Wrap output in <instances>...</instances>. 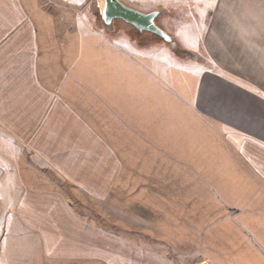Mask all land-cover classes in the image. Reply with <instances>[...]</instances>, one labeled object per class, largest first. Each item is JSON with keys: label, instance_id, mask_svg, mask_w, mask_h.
Segmentation results:
<instances>
[{"label": "rangeland", "instance_id": "374dc122", "mask_svg": "<svg viewBox=\"0 0 264 264\" xmlns=\"http://www.w3.org/2000/svg\"><path fill=\"white\" fill-rule=\"evenodd\" d=\"M124 1L144 12L162 9L157 23L180 50L123 20L106 27L103 0H37L34 11L42 49L62 50L67 93L78 96L118 160L87 191L63 181L54 188L102 234L88 242L97 256L44 259L16 198L14 220L0 214V264H264V199L254 191L261 184L234 174L246 168L233 137L198 116L189 74L216 62L250 76L256 65L264 69V0L247 8L249 23L198 7L215 0Z\"/></svg>", "mask_w": 264, "mask_h": 264}, {"label": "crops", "instance_id": "0c3cea01", "mask_svg": "<svg viewBox=\"0 0 264 264\" xmlns=\"http://www.w3.org/2000/svg\"><path fill=\"white\" fill-rule=\"evenodd\" d=\"M36 1L0 0V214L7 216V223L14 220V201L20 200L17 213L23 226L38 236L44 259L94 257L97 249L88 242L102 234L54 188L63 181L87 191L109 175L112 161L118 167V160L106 134L80 111L78 96L67 93L62 50L55 44L42 49ZM260 1L215 0L198 7H205L207 14L209 6L217 7L215 19L226 16L224 21L249 23L254 20L247 8ZM232 7L238 11L225 9ZM68 53L77 54L73 48ZM236 67L216 62L213 68L189 72L195 75L192 102L200 118L231 133L246 168L238 166L239 172H233L241 182L256 188L261 184L254 191L264 199V69L256 65L250 76ZM31 182L34 186L27 185ZM13 183L23 188L9 186ZM5 227L14 231L13 224Z\"/></svg>", "mask_w": 264, "mask_h": 264}, {"label": "water", "instance_id": "95a60500", "mask_svg": "<svg viewBox=\"0 0 264 264\" xmlns=\"http://www.w3.org/2000/svg\"><path fill=\"white\" fill-rule=\"evenodd\" d=\"M100 12L103 24L108 28L113 27L116 20H123L140 32L153 33L171 44L173 49L180 50L175 38L157 23V18L163 13L162 9L144 12L124 0H103Z\"/></svg>", "mask_w": 264, "mask_h": 264}]
</instances>
